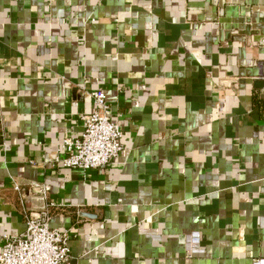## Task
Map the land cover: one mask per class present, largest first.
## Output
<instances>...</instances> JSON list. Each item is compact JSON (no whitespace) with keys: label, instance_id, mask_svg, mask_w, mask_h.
<instances>
[{"label":"crops","instance_id":"1","mask_svg":"<svg viewBox=\"0 0 264 264\" xmlns=\"http://www.w3.org/2000/svg\"><path fill=\"white\" fill-rule=\"evenodd\" d=\"M98 89L121 154L45 166ZM31 180L71 264H264V0H0V247Z\"/></svg>","mask_w":264,"mask_h":264},{"label":"built area","instance_id":"2","mask_svg":"<svg viewBox=\"0 0 264 264\" xmlns=\"http://www.w3.org/2000/svg\"><path fill=\"white\" fill-rule=\"evenodd\" d=\"M85 93L92 99L94 110L90 114L82 115L81 136L65 138L60 143L59 153L55 157L46 158L45 166L85 172L107 166L123 151L124 133L112 119V107L105 90ZM1 128L5 130L3 125ZM12 184L21 194L20 185L15 180ZM25 190L40 205L22 209L25 229L21 234L2 236L0 264H71L69 239L73 229L72 226L63 229L51 227L56 210L60 208L50 198L49 185L31 180ZM189 252L194 253L196 249Z\"/></svg>","mask_w":264,"mask_h":264}]
</instances>
